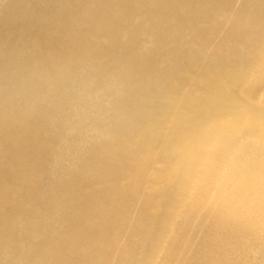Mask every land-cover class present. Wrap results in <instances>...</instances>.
Masks as SVG:
<instances>
[{
	"label": "bare ground",
	"instance_id": "6f19581e",
	"mask_svg": "<svg viewBox=\"0 0 264 264\" xmlns=\"http://www.w3.org/2000/svg\"><path fill=\"white\" fill-rule=\"evenodd\" d=\"M0 264H264V0H0Z\"/></svg>",
	"mask_w": 264,
	"mask_h": 264
}]
</instances>
